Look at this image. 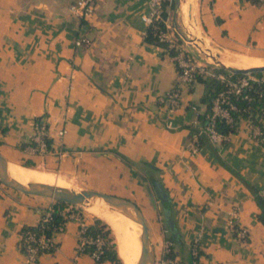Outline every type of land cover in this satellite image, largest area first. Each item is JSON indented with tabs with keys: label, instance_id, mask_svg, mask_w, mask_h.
Masks as SVG:
<instances>
[{
	"label": "crops",
	"instance_id": "crops-1",
	"mask_svg": "<svg viewBox=\"0 0 264 264\" xmlns=\"http://www.w3.org/2000/svg\"><path fill=\"white\" fill-rule=\"evenodd\" d=\"M73 1L0 0V153L9 163L29 162L58 180L146 208L156 258L165 240L164 222L147 188L153 189L149 178H157L169 194L181 240L176 258H188L197 239L198 264H264V224L244 181L264 190V142L239 120L236 131L212 135L211 145L195 148L191 127L205 103L201 107L193 99V82L181 87L179 106L169 109L158 101L178 83V70L163 45L144 38L148 0H95L86 16L70 11ZM172 5L173 0L164 1L168 19ZM197 6L203 31L215 44L262 61L263 3L198 0ZM80 36L88 41L76 44ZM41 114L48 117L52 148L62 154L29 147L33 120ZM260 124L264 131V118ZM52 201L0 185V264H113L78 250L74 219L53 234L52 251L26 260L21 228L37 224ZM114 238L118 246L115 233Z\"/></svg>",
	"mask_w": 264,
	"mask_h": 264
},
{
	"label": "built area",
	"instance_id": "built-area-1",
	"mask_svg": "<svg viewBox=\"0 0 264 264\" xmlns=\"http://www.w3.org/2000/svg\"><path fill=\"white\" fill-rule=\"evenodd\" d=\"M95 0H74L70 5V11L76 16H86L94 6ZM165 0H148L151 12L148 15H143L142 19L151 26L158 41L165 43V48L172 51V57L175 61L178 70V83L160 93L157 96L158 101L164 104L169 109H173L180 104L181 87L184 84H191L198 77L215 78L222 83V88L214 95L211 100L210 111L207 113V121L199 123L196 127L198 133H204L208 136L222 135L217 132L215 123L217 119L224 120L228 124H233L235 121V113L241 115L246 113L247 116L241 120L246 121L250 134L257 140L264 142V131L260 124L264 118V71L260 74L254 72L240 73L235 75L233 72L228 73L215 70L213 64L198 61L192 50H188L185 44L179 42L172 31L171 25L167 18L161 16ZM264 3V0H261ZM162 21L163 26L160 23ZM85 36L77 37L76 44L87 42ZM194 45L193 41H188ZM254 92L262 103L258 108V112L254 117H251L252 107L249 104L254 99ZM239 101H247L248 105H240ZM194 107V106H193ZM66 131L65 128L59 131L62 135ZM29 147L37 153L56 152L62 154L61 148L54 149L50 143V134L48 128V117L46 114H41L33 120V132L30 136ZM2 183L0 182V185ZM51 203L47 206L45 215L40 219L44 226L51 219L50 215ZM65 220L55 224L50 231V234L41 231L40 233L29 232L26 235H21L19 242L20 251L25 256L28 262L37 260L40 254L52 251L56 247V240L53 234L57 231H62L65 228L66 220L74 219L78 222V241L77 248L83 251L87 244H94V249L91 255L97 259L103 250V245L106 243L105 238L99 234L93 236L87 232L88 222L78 207L69 204L64 208ZM234 229V226L232 227ZM238 234L243 236V229L238 230ZM171 241L165 239L162 247L161 255L156 258L155 264H198L200 257V247L197 239H194L190 245V254L192 259L190 262H185L174 255H170Z\"/></svg>",
	"mask_w": 264,
	"mask_h": 264
},
{
	"label": "trees",
	"instance_id": "trees-1",
	"mask_svg": "<svg viewBox=\"0 0 264 264\" xmlns=\"http://www.w3.org/2000/svg\"><path fill=\"white\" fill-rule=\"evenodd\" d=\"M250 1L253 3H257V4L263 3V2H261V0H250ZM161 16L163 18L167 17V13L164 9V5H163V9L161 11ZM159 24H161L163 26L162 21H160ZM144 38L148 42L158 43V44H161L165 47L164 42L158 41V39H157L156 35L154 34V31H153L151 26H147ZM167 51H169V53L172 54L171 50H167ZM215 70L228 73V70H226L223 67H215ZM254 73L260 74L261 71H257ZM234 74L237 75L240 73H234ZM198 80L204 82V84H205V89H204V92L201 96V101L203 103H205V110L198 114V120L197 121L199 123H204L207 121L206 115L210 111L211 100L214 97V95L222 88L223 85L219 80H217L215 78L198 77ZM252 94L254 95V99L251 100L249 102V104L251 105L252 111H253L251 113V117H254L255 114L258 112V108L261 105L262 101H261V99L258 98L257 94H255L254 92H252ZM238 103L240 105H248L247 101H239ZM234 116H235L234 117L235 121L233 124H228L224 120L217 119L216 123H215V128H216L217 132L226 136L230 132L236 131L238 129V121L241 120L243 117H246L247 114L243 113L241 115H238L235 113ZM190 137L193 139V144H194L195 148H200V147L204 146L205 144H210V145L212 144L211 136H208L204 133H198V129H197L196 125L191 127ZM119 156L125 162H127L129 165L135 166L136 162L128 159L126 156H124L122 154H119ZM21 165L27 166V167H35V166H29V165H32L29 162H24ZM145 165L151 170L157 169L149 163H145ZM153 179H157V178H153ZM244 181L249 186V188L251 189V191L254 195V199L256 201V204L258 206L259 210L256 213V217L262 224H264V190L260 191V190H258V188H256L252 184H250L247 180H244ZM149 182L153 186V182H152L151 177L149 178ZM161 203L163 204L161 213L163 215L162 219L164 222L165 239L171 241V250H170L169 254L174 255L175 246L180 244L181 240L179 237V233H178L176 224L174 222V218L171 214V207H170L169 200L164 202V203L163 202H161ZM68 205L69 204L64 202V201L54 199L51 202V211H50L51 219L49 221H47L44 226L42 225V223L40 221V219L46 213V210H47V207H46L41 214L39 222L35 225L23 226L21 228V235L24 236V235L28 234L29 232L40 233L41 231L46 232V234H50L51 228L55 224L65 220L64 208ZM170 221H173V226L170 225V223H169ZM235 225H234V227L236 228ZM87 232L93 236L99 234L105 238L106 243L103 245L102 253L100 254L99 258L96 259L97 261H100L103 259H109L113 262V264H123L119 254L117 252V245H116L115 238L112 235V230L109 227V225L102 218H100L96 215L92 216V221L87 226ZM174 233H176V235H174ZM236 234H237V232H236ZM93 249H94V244H87L84 247L83 252L91 253V251H93ZM200 254H201V251H200ZM191 259H192V256L189 252V257L186 259H183V260L188 263L191 261Z\"/></svg>",
	"mask_w": 264,
	"mask_h": 264
},
{
	"label": "water",
	"instance_id": "water-1",
	"mask_svg": "<svg viewBox=\"0 0 264 264\" xmlns=\"http://www.w3.org/2000/svg\"><path fill=\"white\" fill-rule=\"evenodd\" d=\"M193 41V39L191 38ZM198 48L199 43L193 42ZM218 67H223L233 73H249L264 71V64L250 66L246 68L226 66L222 63ZM9 161L0 153V182L6 186L30 194H41L52 199L61 200L76 207L84 208L85 204L94 199H102L113 205L118 211L122 212L129 218L140 224L141 251L136 264H155L156 253L154 244L151 241L147 222L141 208L131 199L116 194L105 193L95 189L84 187H63L42 182H21L10 175L8 171ZM153 189L156 196L161 202L169 200V194L163 187L162 183L151 177ZM85 209V208H84ZM99 217V216H98Z\"/></svg>",
	"mask_w": 264,
	"mask_h": 264
},
{
	"label": "bare ground",
	"instance_id": "bare-ground-1",
	"mask_svg": "<svg viewBox=\"0 0 264 264\" xmlns=\"http://www.w3.org/2000/svg\"><path fill=\"white\" fill-rule=\"evenodd\" d=\"M180 6L184 16L187 18L189 28L197 30L198 21L195 10L196 1L183 0ZM192 39L193 42L198 43V40L195 37ZM209 54L219 63L226 66L246 68L264 64L261 63L254 65L252 60L236 53H215L210 51ZM8 171L11 176L21 182H42L70 188L68 185L63 184L64 182L61 183V181H59L51 172L45 170L9 163ZM84 208L92 212L94 215L102 218L115 233L118 246L122 252L123 257H121L124 259V264H136L141 251L140 224L118 211L113 205L102 199L91 200L85 204Z\"/></svg>",
	"mask_w": 264,
	"mask_h": 264
},
{
	"label": "rangeland",
	"instance_id": "rangeland-1",
	"mask_svg": "<svg viewBox=\"0 0 264 264\" xmlns=\"http://www.w3.org/2000/svg\"><path fill=\"white\" fill-rule=\"evenodd\" d=\"M183 0H173V5H172V10L170 11V17L169 19L167 18L168 23L171 25L172 27V31H174V35L175 37L179 40L180 43L185 44V46L187 47L188 50H192V52L195 54V57L198 61L201 62H206L207 64H213L214 66H219L220 63L215 60L210 54V51H213L215 53H222V52H227V53H234L232 51H228V50H224L223 48H221L220 46H218L217 44H215L203 31L202 25L200 23L199 17H198V6H197V2L196 1V15H197V30H193L191 28H189L188 22H187V18L184 16L182 9H181V3ZM184 16V17H183ZM196 38L198 40V43L201 45L198 48L195 45L190 44L188 41L191 40V38ZM203 46V48H202ZM204 50V51H203ZM207 58V59H206ZM262 61L259 60H252L253 64H261L264 63V58H260ZM216 62H215V61ZM193 90L191 91L192 97L193 99L202 107V101H201V96L204 92L205 89V84L204 82L200 81V80H194L193 81ZM22 164V163H19ZM37 169H41V170H46L43 169L41 167H36ZM48 171V170H47ZM59 181L64 182L63 184L68 185L69 187H79L76 186V184H71L70 182H68L65 178H60ZM67 183V184H66ZM99 191V190H98ZM147 193L149 195V197L151 198V201L153 202V205L155 207H157V214H158V218H162V213L160 212L161 207L158 209L159 206V201H158V197L156 196V194L154 193L152 187H148L147 188ZM103 192V191H102ZM105 193H109V192H105ZM113 194V193H110ZM117 195V194H116ZM54 200V199H52ZM79 210H82L84 213L90 215V216H95L92 212L78 207ZM141 210L143 211L145 220L147 222V224L149 223V220L147 219L148 216V212L146 210V208H144L143 206H140ZM165 233V230H164ZM112 235L114 236V233L112 231ZM118 247V246H117ZM120 253V257L122 256V252L120 251L119 248V252ZM123 257V256H122ZM121 257V258H122ZM123 260V264H124V259Z\"/></svg>",
	"mask_w": 264,
	"mask_h": 264
}]
</instances>
